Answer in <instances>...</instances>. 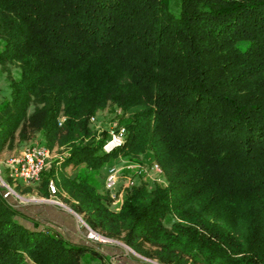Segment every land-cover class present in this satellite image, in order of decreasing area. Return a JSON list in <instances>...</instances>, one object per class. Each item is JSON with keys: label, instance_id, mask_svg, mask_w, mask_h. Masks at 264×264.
<instances>
[{"label": "trees", "instance_id": "obj_1", "mask_svg": "<svg viewBox=\"0 0 264 264\" xmlns=\"http://www.w3.org/2000/svg\"><path fill=\"white\" fill-rule=\"evenodd\" d=\"M0 39L19 69L0 137L39 133L63 166L149 155L164 172L119 211L68 181L89 227L162 264H264V0H0ZM109 107L127 135L106 153L91 118ZM20 217L0 191V264H92V247Z\"/></svg>", "mask_w": 264, "mask_h": 264}, {"label": "rangeland", "instance_id": "obj_2", "mask_svg": "<svg viewBox=\"0 0 264 264\" xmlns=\"http://www.w3.org/2000/svg\"><path fill=\"white\" fill-rule=\"evenodd\" d=\"M172 8L174 11H177V8ZM3 46L4 43L0 39V51L3 49ZM10 77L14 79L19 78L18 66L12 63L7 64L6 66L0 64V109L10 99ZM33 110L34 107H31L30 113H32ZM99 120L102 126V136H100L101 138L108 135V131L111 127L124 126L125 124L123 121H120V115L113 107H109L107 110H105L104 113L100 115ZM35 145L45 146V142L39 133L31 135L28 140L21 139L19 137V131L9 137H0V174L9 180L8 171L5 168V161L10 156L17 155ZM50 153L51 157L49 160V166L43 173L40 181L33 185H25L23 182H19L16 187V191L22 198L11 200V202L18 206V209L22 211V217L19 218V221L27 224L28 226H33L35 224L32 220H36L38 215H42V211L45 212L52 208L68 211L73 214L76 213L75 215L78 217L79 221L82 219L86 223V215L76 212V203L70 197L65 185L68 181L86 177L89 182L97 187L100 193L109 195L110 192H108L105 188V178L108 168L112 165H119L122 168V178L120 179L118 188L115 191L118 195H120L127 182V178L129 177L134 179L136 185L143 182L146 183L150 189L155 188L157 185L166 184V178L164 176H159L151 170L152 164L157 162L154 161V159L149 155L135 157L131 154H123L110 161L100 170H91L85 166H63L62 161L67 156V150L64 148L57 147L54 150H50ZM140 170H144L143 173L137 174V172ZM52 172H54V176L51 175ZM10 182L12 183V180H10ZM50 183H53L57 189V194L54 198H51L50 196ZM45 191H48V195L44 194ZM49 199L57 200L58 202L63 203L65 206H58L52 202L46 201ZM111 202L110 207L111 209L115 210L116 206H113ZM165 223L168 226L171 225V221L169 220H166ZM39 224H42L40 225L41 228H46L52 231L47 225L41 222H39ZM80 225L82 226L84 224L82 223ZM97 232L101 233L100 230ZM114 240L120 243L122 242L123 244V241L120 239ZM145 247L148 251H154V248L149 245H145ZM129 250L131 251V249Z\"/></svg>", "mask_w": 264, "mask_h": 264}, {"label": "built area", "instance_id": "obj_3", "mask_svg": "<svg viewBox=\"0 0 264 264\" xmlns=\"http://www.w3.org/2000/svg\"><path fill=\"white\" fill-rule=\"evenodd\" d=\"M120 115V111H118ZM100 116L92 117L91 124L100 135L102 134V126L99 120ZM64 118L60 119V125H62ZM127 135V130L124 126L111 127L108 131V138L103 146L106 153H111L121 147L124 144ZM51 153L49 148L46 146L35 145L30 147L23 152L10 156L5 161V168L8 171V179L4 178L0 174V191L5 199L11 202L12 199H21L22 197L17 193L16 187L19 182H23L25 185H33L40 181L43 173L49 166V160ZM151 170L159 175L164 176V172L158 163H153ZM122 168L119 165H112L108 168L107 175L105 178V188L110 192L109 197L111 198V203L116 206L115 211H119L123 205L126 190L134 187L136 185L133 178H127V182L118 195L115 191L118 188ZM144 170H140L137 174H142ZM12 180V183L10 182ZM49 192L51 198H54L57 194V189L53 183L49 184ZM52 202L58 206H65L63 203L57 200L49 199L46 200ZM82 223L86 228V239L95 244H116L118 241L108 238L103 234L93 230L89 227L82 219ZM130 249L128 246H126Z\"/></svg>", "mask_w": 264, "mask_h": 264}, {"label": "crops", "instance_id": "obj_4", "mask_svg": "<svg viewBox=\"0 0 264 264\" xmlns=\"http://www.w3.org/2000/svg\"><path fill=\"white\" fill-rule=\"evenodd\" d=\"M42 213V215L37 216L36 220H32L34 221L33 223L39 224L41 222L47 225L52 232L60 234L71 243L92 247L96 253L92 264H162L157 259L142 256L129 247L130 251L127 249V245L122 244V242L116 244H95L89 242L85 237L86 228L84 225H80L82 223L75 215L76 213L73 214L57 208H52L45 212L42 211Z\"/></svg>", "mask_w": 264, "mask_h": 264}]
</instances>
